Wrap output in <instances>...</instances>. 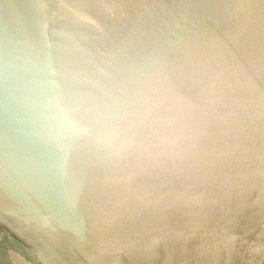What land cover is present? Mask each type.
<instances>
[{"label": "water", "instance_id": "water-1", "mask_svg": "<svg viewBox=\"0 0 264 264\" xmlns=\"http://www.w3.org/2000/svg\"><path fill=\"white\" fill-rule=\"evenodd\" d=\"M0 264H264V0H0Z\"/></svg>", "mask_w": 264, "mask_h": 264}]
</instances>
